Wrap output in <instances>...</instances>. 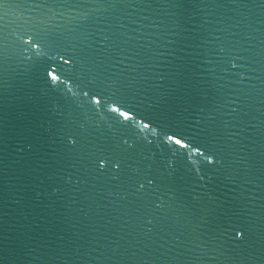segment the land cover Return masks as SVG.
<instances>
[{"label": "water", "instance_id": "obj_1", "mask_svg": "<svg viewBox=\"0 0 264 264\" xmlns=\"http://www.w3.org/2000/svg\"><path fill=\"white\" fill-rule=\"evenodd\" d=\"M0 264H264V0H4Z\"/></svg>", "mask_w": 264, "mask_h": 264}, {"label": "snow or ice", "instance_id": "obj_2", "mask_svg": "<svg viewBox=\"0 0 264 264\" xmlns=\"http://www.w3.org/2000/svg\"><path fill=\"white\" fill-rule=\"evenodd\" d=\"M3 2H4V0H0V4H2ZM49 75H51L52 78H53L54 80L57 79V77L55 76V74H53V73H49ZM117 110H118V109H116L115 107L113 108V111H117ZM120 114H121L125 119H128V118L130 117V115H131V113H130V112H127V111H121ZM144 126H145V127H148L147 124H145ZM167 138H168L169 140H173L176 144H179V145H181V146H184V145H183V141H182L181 139L175 137V136L169 135ZM101 163H103V161H101Z\"/></svg>", "mask_w": 264, "mask_h": 264}]
</instances>
